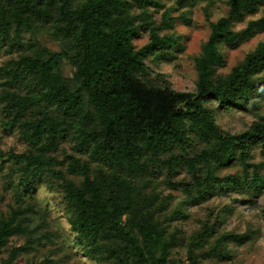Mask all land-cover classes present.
<instances>
[{
    "label": "trees",
    "instance_id": "16d2710c",
    "mask_svg": "<svg viewBox=\"0 0 264 264\" xmlns=\"http://www.w3.org/2000/svg\"><path fill=\"white\" fill-rule=\"evenodd\" d=\"M225 4V15L209 24L193 60L189 91L153 84L145 65V58H164L175 44L159 34L162 28L145 10L155 0H0V49L15 53L0 64L2 125L19 127L28 146L0 152L6 157L0 169L10 160L20 170L5 181L14 202L0 212V255L10 237H23L0 264H21L20 254L47 240L38 232L44 221L34 218L33 203L24 200L42 176L66 202L75 241L91 245L88 253L98 243L113 264H165L180 244L178 229L164 226L180 217V209L162 214L163 197L157 201L158 193L143 188L158 174L194 204L213 188L237 182L234 175L216 174L234 161L249 174V185L257 186L250 151L259 147L264 153V114L231 133L215 123L214 112L256 108L264 95V40L227 73L215 71L224 64L220 47H237L264 30V14L233 28L264 0ZM36 30L55 40L57 50L39 40L22 41L25 32ZM142 30L147 40L135 47ZM64 63L69 74L62 73ZM67 139L73 140L71 151L58 159L54 152ZM218 223L204 219L187 235L185 264L230 259L226 243L239 236L218 233Z\"/></svg>",
    "mask_w": 264,
    "mask_h": 264
},
{
    "label": "rangeland",
    "instance_id": "374dc122",
    "mask_svg": "<svg viewBox=\"0 0 264 264\" xmlns=\"http://www.w3.org/2000/svg\"><path fill=\"white\" fill-rule=\"evenodd\" d=\"M157 5H147L149 14L155 26L162 28L159 34H165L175 41V44L165 50L164 58L155 55L145 58V65L150 70V78L153 84L166 85L174 90H193L195 70L193 60L198 56L200 47L209 32V24L220 16L225 15L227 6L225 0H184L180 3L176 0H155ZM135 10V9H134ZM169 17L167 24L162 23V15ZM264 14V6L256 12L248 14L233 26L234 29L242 28L245 23ZM163 25V26H161ZM37 41L51 50H57L58 44L47 33L40 30L25 32L22 41ZM147 40V31H140L138 37L133 39L135 47ZM264 40V30L255 34L237 47H220L224 56V64L216 69V74L223 75L234 66L243 55L259 41ZM15 53L0 49V64ZM70 68L64 63L63 74H69ZM264 114V95L259 99L256 108L244 110L229 109L214 112L215 123L223 130L235 133L244 130L259 115ZM0 113V152L13 150L14 152L28 149L26 141L22 138L19 127L12 129L2 125L4 121ZM72 139L61 143V150L54 152L59 159L63 153L70 152ZM29 149H32L29 147ZM251 161L257 164L259 179L257 186L252 187L248 183L249 174L241 173L236 161L219 168L218 176L234 175L237 182H226L222 188H213L211 193L194 204L180 191L166 186L161 179L162 175L155 176L143 185L145 191L158 193L157 201L162 197L165 201L162 214H168L172 209L178 208L181 215L177 220L165 222L166 230L177 228L180 244L171 250V254L165 264H185L184 243L191 232L197 230L202 220L209 222L217 218L218 233L237 234V239H229L226 248L230 259L225 261L203 260L200 264H264V153L259 147L251 151ZM6 158L1 157L0 160ZM0 169V212L5 214L13 199L5 181L15 178L19 169L10 160ZM44 175L43 173L40 175ZM39 176V177H40ZM44 176L33 183L31 193L25 197L26 202H32L36 214L34 218H40L44 222L39 225L38 232L45 233L46 239H42L41 245H36L29 253L20 254L17 260L21 264H113L112 258L105 255L98 248V243L93 246V251L86 252L91 245L86 241L77 243L75 236L69 231L68 212L66 202L60 197L54 184L47 186ZM161 197H160V196ZM218 215V216H217ZM172 225V226H171ZM23 242V237L15 235L9 238L0 258L4 257L10 246H17Z\"/></svg>",
    "mask_w": 264,
    "mask_h": 264
}]
</instances>
